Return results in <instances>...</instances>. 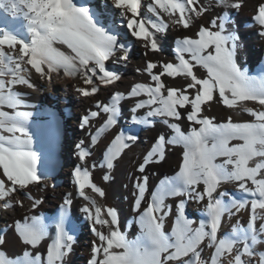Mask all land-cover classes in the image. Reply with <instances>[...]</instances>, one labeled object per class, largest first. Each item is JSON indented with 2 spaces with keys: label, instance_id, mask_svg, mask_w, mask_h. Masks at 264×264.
<instances>
[{
  "label": "snow or ice",
  "instance_id": "snow-or-ice-1",
  "mask_svg": "<svg viewBox=\"0 0 264 264\" xmlns=\"http://www.w3.org/2000/svg\"><path fill=\"white\" fill-rule=\"evenodd\" d=\"M5 4L13 16L23 12L30 42L7 32L0 35V208L23 207V200L16 199L21 194L36 208L43 201L32 195L31 188L48 187L27 128L32 113L17 110L24 101L14 91V86H34L31 70L49 81L61 71L65 78H78L90 90L76 87L75 91L88 97L100 90L99 85L121 80L122 73L106 62L126 68L138 45L144 67L135 71L146 74L149 82H136L126 93L115 91L106 103L98 100L97 110L81 118L80 127L87 129L101 113L106 116L96 133H89L87 146L84 140L75 144L78 162L70 173L73 191L62 197L54 234L42 216L15 219L0 229V264H71L76 239L65 224L77 196L86 202L80 211L93 236L87 264H223L225 256L227 264H250L257 255L258 264H264V251H254L264 245V70L252 76L238 67L240 36L229 28L233 12L239 13L247 0H214L208 5L202 0H104L103 5L100 0L95 4L90 0L79 4L74 0H0V7ZM213 7L220 11L207 23H198ZM106 13L112 17L111 26ZM252 19L258 35L264 37V0H256ZM170 30L183 33L174 40L175 60L149 59L163 52L161 39ZM162 77L175 83L170 85ZM124 100L132 101V124L151 128L159 121L170 130L154 138L138 165L140 175L135 177L132 195L140 235L132 241L121 230L117 208L100 203L106 199V188L93 182L96 164L88 159L100 135L117 125ZM210 102L251 119L234 121L229 115L225 122H216V117L204 114ZM180 109L185 110L183 114ZM182 115L190 122L187 132L178 123ZM138 139L124 131L111 139L100 164L107 170L102 176L105 184ZM176 146L183 148L178 171L164 176L149 194L146 169L165 161ZM227 184L234 185L242 197L222 190ZM168 198L175 200L174 205L166 203ZM188 201L201 206L198 223L186 215ZM244 210L249 212L246 225L236 220L230 232L220 236L224 218ZM173 212L174 223L166 231V218ZM9 230L26 246L15 258L6 255ZM42 243L46 254L40 250ZM205 249L211 250L207 259L202 258Z\"/></svg>",
  "mask_w": 264,
  "mask_h": 264
},
{
  "label": "bare ground",
  "instance_id": "bare-ground-1",
  "mask_svg": "<svg viewBox=\"0 0 264 264\" xmlns=\"http://www.w3.org/2000/svg\"><path fill=\"white\" fill-rule=\"evenodd\" d=\"M6 3V0H3ZM84 0H79L77 3H83ZM90 3L95 4L96 0H90ZM103 5L104 0H100ZM202 3L214 4V0H202ZM256 0H247V6L242 8L239 13L233 12L232 19L234 23L229 25L230 29H235L239 36V47L236 54V62L242 71L247 70L249 75L258 76L264 70V37L258 35V26L255 25L252 17L254 16V5ZM8 5L0 7V35L5 32L10 33L18 39H23L25 42H30V35L27 31V21L23 12H18L15 16L7 10ZM220 10L210 8L209 12L198 23H207L213 18ZM105 15L109 18V26H111L112 17L110 14ZM183 33L170 30L165 36L162 37L161 43L163 44V52L150 55L149 59L174 61L175 60V43L174 40L177 36ZM191 34V33H187ZM62 51L70 53L64 45H55ZM19 45H17V48ZM5 51H10L7 46H4ZM142 49L137 45L134 48L133 55L126 68L118 65H112L111 61L106 62L109 68H116L117 71L122 73L121 80L111 85H99L100 90L96 94L84 97L75 91L76 87H86L90 90V86L84 85L80 79L65 78L62 75L53 74L51 80L41 79L34 70H31L30 82L34 85L32 88L27 86H14V91L20 92L21 99L24 104L17 110L28 111L32 116L27 122L29 134L32 136V150L36 151L40 157L38 168L44 174L45 183L48 187L40 191L36 187L31 188L32 195L39 198L43 202L36 208H32L31 201L26 194H21L16 199L23 200V207L18 205L14 209L0 208V229H4L7 225L12 224L15 219H22L25 215L42 216L45 222L50 227V234H54V221L59 217L60 204L63 202L62 197L68 191H73L70 173L74 165L77 164V157L74 155L75 144L80 140L86 142V146L90 143L89 133L95 134L96 130L103 124L106 116L101 115L92 120L91 127L82 129L80 127L81 118L89 110H97L95 108L96 102H107L110 95L115 91L127 92L130 90L132 84L136 82H149L146 74L137 73L136 68L144 67V58L141 55ZM29 68L31 66H28ZM198 72H203L202 69H197ZM206 75V73H204ZM166 83L172 85L175 82L172 78L162 77ZM181 78H176L179 81ZM218 95V94H216ZM132 101L124 100L121 102V115L118 117V123L108 131L103 132L94 148H91L92 153L89 163H95L96 168L92 170V179L97 185L106 188V199L100 200V203L108 206H115L119 213L121 230L126 234L128 240L132 241L140 235L139 224L136 223L138 213L134 211V197L132 195L135 182V177L140 175L137 168L142 162L143 155L146 154L154 138L160 132H168L165 125L157 121L151 128L144 125H134L130 122L129 107ZM211 108L206 111L209 117H216V122H225L229 115L233 116L234 121H247L251 119L246 113L241 112L239 116L232 110L227 109L224 105L215 102H210ZM12 111L11 109H5ZM184 113V109H180ZM71 123V127H67ZM178 123L181 124L182 130L189 131L190 122L186 120V116ZM199 127L198 125H193ZM57 131L59 134L58 139L55 141L53 133ZM119 131H124L126 134H136L139 139L135 145L126 150L121 160L117 162L115 169L112 172L113 179L105 184L102 180L103 174L107 171L100 167L103 162V153L110 144L111 139ZM232 143H237L233 141ZM55 150V151H54ZM182 146H176L166 155L165 161L160 164L150 165L146 169L149 176V194L151 191L156 190L159 181L164 176L175 175L178 171V163L182 159ZM217 162H220L218 159ZM202 185L200 188L202 189ZM222 190L228 192L230 196L239 199L242 194L236 190L234 185L227 184L222 186ZM86 191H90L86 189ZM227 200L228 197H225ZM86 203L80 197H74L73 205L68 211V220L65 227L71 234L74 235L76 243L74 250L71 254V264H87L90 257V246L93 236L90 232L89 222L80 211L81 206ZM167 204L175 203L173 198L166 200ZM199 205L192 201L186 203V215L189 218L197 221L201 219ZM175 213L173 212L165 222V230L170 231L171 225L174 223ZM249 219V212L247 210L237 214V216L224 218L219 235L223 236L225 233L230 232L231 225L239 220L242 225H246ZM74 228V231L72 229ZM6 241L9 244L6 248V255L9 258H15L26 247L22 245L18 238L14 236L13 232L9 230L5 234ZM40 250L46 254V247L42 243ZM254 251L259 253L264 251V245H258ZM211 250L205 249L202 252V258L207 259ZM228 257L222 258L223 264H227ZM248 260V257H244ZM258 255L251 258L250 264H258Z\"/></svg>",
  "mask_w": 264,
  "mask_h": 264
},
{
  "label": "rangeland",
  "instance_id": "rangeland-1",
  "mask_svg": "<svg viewBox=\"0 0 264 264\" xmlns=\"http://www.w3.org/2000/svg\"><path fill=\"white\" fill-rule=\"evenodd\" d=\"M25 43H29V42H25ZM10 78V77H9ZM7 79V78H6ZM67 127L69 126V127H71V123H69V125H68V122H67ZM59 133L57 132V131H55L54 133H53V136H54V139H55V141L58 139V137H59V135H58ZM55 151V150H54Z\"/></svg>",
  "mask_w": 264,
  "mask_h": 264
},
{
  "label": "water",
  "instance_id": "water-1",
  "mask_svg": "<svg viewBox=\"0 0 264 264\" xmlns=\"http://www.w3.org/2000/svg\"><path fill=\"white\" fill-rule=\"evenodd\" d=\"M78 1H79V0H74V2H76V3H77Z\"/></svg>",
  "mask_w": 264,
  "mask_h": 264
}]
</instances>
